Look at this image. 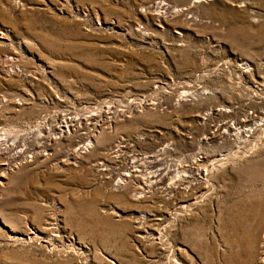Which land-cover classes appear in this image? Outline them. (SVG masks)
<instances>
[{
    "label": "rangeland",
    "instance_id": "374dc122",
    "mask_svg": "<svg viewBox=\"0 0 264 264\" xmlns=\"http://www.w3.org/2000/svg\"><path fill=\"white\" fill-rule=\"evenodd\" d=\"M2 31L0 264H261L264 0H0Z\"/></svg>",
    "mask_w": 264,
    "mask_h": 264
},
{
    "label": "bare ground",
    "instance_id": "6f19581e",
    "mask_svg": "<svg viewBox=\"0 0 264 264\" xmlns=\"http://www.w3.org/2000/svg\"><path fill=\"white\" fill-rule=\"evenodd\" d=\"M158 4H163V3H161V2H159ZM160 8H161V6H160ZM8 31V30H7ZM0 34H2L1 36L3 37V31H2V33H0ZM10 71V70H9ZM13 71V70H12ZM194 164H197L198 165V163H196L195 161H194ZM197 165H196V171H197V173L198 174H200V173H202V171L203 170H201L200 169V167H197ZM182 168V167H181ZM185 170V169H184ZM168 171V170H167ZM183 173V172H182ZM186 175V174H185ZM186 178H188V177H183V175L182 176H180V175H178V177H177V185H180L181 183H183L184 184V182H186V181H188V180H186ZM190 184H191V181H190ZM264 242V241H263ZM261 264H264V256L262 257V259H261Z\"/></svg>",
    "mask_w": 264,
    "mask_h": 264
},
{
    "label": "built area",
    "instance_id": "2783aa9c",
    "mask_svg": "<svg viewBox=\"0 0 264 264\" xmlns=\"http://www.w3.org/2000/svg\"><path fill=\"white\" fill-rule=\"evenodd\" d=\"M15 1H17V0H14V3H15ZM18 1H20V0H18ZM16 5H17V6H21V4H19L18 2H17Z\"/></svg>",
    "mask_w": 264,
    "mask_h": 264
}]
</instances>
